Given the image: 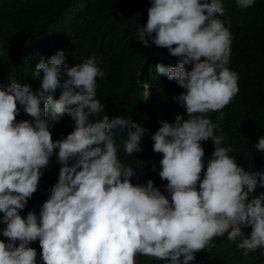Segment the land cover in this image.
<instances>
[{
	"label": "clouds",
	"instance_id": "clouds-1",
	"mask_svg": "<svg viewBox=\"0 0 264 264\" xmlns=\"http://www.w3.org/2000/svg\"><path fill=\"white\" fill-rule=\"evenodd\" d=\"M230 1L248 9L256 0H151L146 25L138 27L139 43L167 49L176 64H157L156 72L184 90L174 99L187 118L160 121L151 136L153 151L162 154L158 175L168 196L152 180L133 185L135 170L118 159L115 138L122 131L131 156L142 151L148 130L130 117L101 115L97 77L106 72L95 57L71 67L62 51L47 62L41 57L35 92L14 80L0 84V223L8 241H0V264H36L29 245L37 240L43 264H136L138 255L190 264L225 233L241 241L245 256L256 250L264 256V166L229 154L231 146H220L225 138L207 118L219 112L222 120L221 110L239 91L238 74L228 67L235 43L223 5ZM154 98L147 90L146 100ZM65 114L74 129L65 134L68 123L61 130L66 137L54 141L50 126ZM201 142L214 150L203 179ZM255 149L264 153V137ZM54 154L61 167L39 219L32 211L22 218L39 182L52 173L46 168Z\"/></svg>",
	"mask_w": 264,
	"mask_h": 264
},
{
	"label": "trees",
	"instance_id": "trees-1",
	"mask_svg": "<svg viewBox=\"0 0 264 264\" xmlns=\"http://www.w3.org/2000/svg\"><path fill=\"white\" fill-rule=\"evenodd\" d=\"M150 6L151 0H0V84L14 80L22 86L29 85L35 92L40 80L34 78L33 72L41 57L47 62L62 51L69 67L95 57L106 72L103 79L97 77L96 98L105 105L101 115L130 117L148 130L140 145L142 151L131 156L124 151L127 134L122 131L115 138L118 159L135 170L136 175L131 178L133 185H146L152 180L168 196L167 181L158 175L162 154L153 151L151 136L161 126L160 121L171 124L176 115L186 119L187 114L174 99L184 90L155 70L157 64L175 67L172 56L151 41L148 47L139 43L138 27L146 25ZM223 8L227 10L229 31L235 43L228 67L238 74L239 91L221 110L222 120L219 112H210L207 118L218 125L214 134L225 138L221 147L231 146L229 154L261 170L264 153L256 151L255 145L264 137V0H256L248 9L239 8L233 1L225 3ZM147 90L155 96L154 100H146ZM61 91L58 89L53 98L59 99ZM68 123L71 125L65 132L68 135L74 129V122L67 114L50 126L54 141L66 137L61 130ZM204 145L201 142L203 149ZM213 151L204 149L201 179ZM50 163L46 170L52 173L39 182L36 193L20 212L22 218L32 211L39 219L40 208L58 180L57 166L61 167L55 154ZM4 227L0 223V241L7 243L2 235ZM242 232V238H247L251 228ZM240 242L229 240L227 233L214 237L215 248L195 253L190 264H264L261 251H249L245 256V250L237 247ZM29 247L37 252L36 264H43L39 241L30 243ZM148 260L147 264H169L151 257Z\"/></svg>",
	"mask_w": 264,
	"mask_h": 264
},
{
	"label": "rangeland",
	"instance_id": "rangeland-1",
	"mask_svg": "<svg viewBox=\"0 0 264 264\" xmlns=\"http://www.w3.org/2000/svg\"><path fill=\"white\" fill-rule=\"evenodd\" d=\"M149 257L138 255L135 257L136 264H147L149 262Z\"/></svg>",
	"mask_w": 264,
	"mask_h": 264
}]
</instances>
